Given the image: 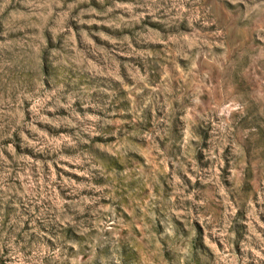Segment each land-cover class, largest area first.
<instances>
[{
	"label": "rangeland",
	"instance_id": "rangeland-1",
	"mask_svg": "<svg viewBox=\"0 0 264 264\" xmlns=\"http://www.w3.org/2000/svg\"><path fill=\"white\" fill-rule=\"evenodd\" d=\"M0 264H264V0H0Z\"/></svg>",
	"mask_w": 264,
	"mask_h": 264
}]
</instances>
